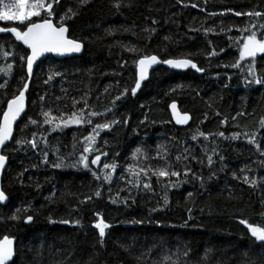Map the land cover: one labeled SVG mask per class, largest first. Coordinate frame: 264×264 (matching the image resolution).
Listing matches in <instances>:
<instances>
[{"label":"trees","instance_id":"trees-1","mask_svg":"<svg viewBox=\"0 0 264 264\" xmlns=\"http://www.w3.org/2000/svg\"><path fill=\"white\" fill-rule=\"evenodd\" d=\"M117 2L119 9L114 6ZM69 9L76 15L65 24L70 38L83 43L82 55L62 60L49 56L30 80L26 62L19 59L29 51L11 33H0V46L10 53L7 58L0 55V68L13 65L9 76L0 73V83L7 81V87L0 89L4 101L0 119L7 99L18 94L25 82L29 84L27 111L3 152L8 157L2 181L7 200L0 203V239L8 236L16 242L11 264H264V249L239 223L243 218L264 225V128L259 123L264 118V84H248L246 66H224L239 59L238 29L256 24L251 30L258 38L264 34L259 28L264 15H243L264 13V0H88L86 4L59 0L53 3V22L71 15ZM212 12L216 15H209ZM12 25L24 28L16 22H0V26ZM213 50L217 55H211ZM144 55L187 58L203 71L159 67L136 96L129 91L113 106L116 95L134 87V62ZM256 71L264 76V54L256 59ZM53 72L59 75L48 80ZM73 101L79 103L73 106ZM85 101L89 106L85 118L88 111L105 113L91 117L92 125L51 131L56 121L43 123L42 112L64 113L67 118L83 109ZM173 102L192 116L188 127L173 124L169 111ZM108 108L112 111L106 112ZM241 112L244 115H237ZM29 118L37 124H30ZM113 119L119 123L100 131L93 145L108 153L101 166L105 161L117 165L112 182L107 183L102 177L96 180L76 161L83 150L80 142L94 124ZM33 133L36 149L15 143L32 139ZM234 133L240 135L233 139ZM253 133L255 143H249ZM138 147L147 158L132 159ZM95 154L85 155L90 162ZM129 165L176 170L180 176L158 179L149 172L148 181L141 173L142 182L135 187L128 183L136 179L127 171ZM186 169H190L187 176ZM244 175L256 184L245 183ZM144 182L151 187L144 188ZM97 190L99 198L94 195ZM17 209L28 210L18 213ZM12 215L20 218L12 220ZM28 215L33 217L31 224L24 222ZM101 218L110 225L103 243L93 227ZM206 249L210 250L207 260Z\"/></svg>","mask_w":264,"mask_h":264},{"label":"snow or ice","instance_id":"snow-or-ice-1","mask_svg":"<svg viewBox=\"0 0 264 264\" xmlns=\"http://www.w3.org/2000/svg\"><path fill=\"white\" fill-rule=\"evenodd\" d=\"M88 0H81L82 4H86ZM53 3H59V0H52V2H47V0H0V22H16L20 25H23L24 28H19L17 26H0V33H11L13 37H15L16 41L21 42L26 49L30 50V53H25L24 55H20L19 59L22 62H26V69H27V78L28 80L31 79L33 75V65L40 60L41 57L45 56L46 53H53L60 56H64L66 54H72V53H80L84 47L83 43L76 39V38H70L68 36L69 28L65 24L66 19H71L73 16L76 15L75 12H71V9H69V12H71V15H68L67 13L63 16L59 17V20L57 23H53ZM117 9L120 7V3L117 2L114 5ZM192 7H197V5L193 4ZM43 14V15H42ZM209 15H216L215 12L209 13ZM234 15H242L240 12H234ZM243 15L247 16H255L260 17L264 15V13H261L260 11H254V12H247L243 13ZM33 17L39 18L37 20H33ZM155 23V21H153ZM256 24H252L250 27H245L243 29H238L242 33L239 40L236 41V43L239 45V59L236 60L235 63L231 65H224L225 67H232V68H240L241 67V61H244L246 58H250L251 62L246 65L247 67V75L251 77V79L246 80L248 84L255 83L257 85L264 84V76L257 75L256 71V56L258 53L264 54V34L261 35L260 38H258L257 31H252L251 29L256 28ZM260 29H264V24L259 25ZM231 30V29H229ZM243 33H249L248 35H243ZM229 39H233L232 37H229ZM243 41L241 44L240 41ZM127 51L136 52V49L133 48H127ZM223 51V49H221ZM0 55L7 58L10 53L5 51L3 49V46H0ZM211 55L215 56L217 55V52L213 50ZM136 64V78L134 80V87L131 89L125 87L122 92H120L118 95L115 96V98L112 100V105L115 106L116 101L121 100L123 97L127 96L129 91L131 92L132 96H136L137 91L141 88V84L144 80L148 79L149 70L152 68L153 65L156 64H166L172 69L176 70H186L189 67L192 69H195L197 72H202L203 69L199 68L196 63H194L192 60L187 58H178V59H165L161 60L156 55H144L143 57L139 58L134 62ZM13 65L9 63L7 65V68H0V73L4 74L5 76H9L11 74ZM54 75H59L58 72H53L49 75L48 80H51ZM47 83V81H45ZM227 86V85H225ZM7 87V81H4V83H0V89H5ZM29 84L25 82L23 84V89L18 91V94L13 95L11 99H7L6 101V110L2 111V119H0V150L4 148L6 143L13 138V125L17 121V119L21 116V113L25 111V92L28 90ZM43 99V97H41ZM4 101L0 100V103H3ZM76 103H79V101H73V106H75ZM89 106L87 102L85 101V107L83 109H80L79 111H73L70 115L65 118V114L61 113L59 116H54L51 113V110L42 112V116L44 117L43 123L52 125L54 121L56 123L51 128V131H57L62 130L63 128H67L71 125H81L83 123H87L89 125L93 124V120L91 117L96 116H102L105 115V113L97 112V111H88L87 117L85 118L84 112L85 109H87ZM172 109L173 117L176 120L177 124H186L188 123L190 117L187 114L181 115L177 111V105L176 103H172L170 105ZM112 108L106 109V112H111ZM237 115H244L243 112L237 113ZM235 120V117H233ZM226 122V121H225ZM29 123L32 125H36L37 121L35 119L29 118ZM119 123V121L111 120L104 123H95L92 131L87 135L84 136L83 140L80 142L83 144V150L82 153L79 156V159L76 161V165H82L85 169L91 172L92 176L96 180H101V177L103 178L104 182L111 183L112 182V176L116 172L117 165L115 162L109 163V162H103L101 166V158L102 156H107V152H102L99 148H93V145L96 143V139L100 134V131L104 129H110L113 124ZM127 123V121H125ZM260 126L261 128H264V118H261L260 120ZM201 136H204L205 139H207V136L201 132L199 133ZM219 136L223 137L224 133L220 132L218 133ZM240 133H234L233 139H235L237 136H239ZM245 136H248V133L244 134ZM255 133L252 134V137L249 138V143H255ZM46 142V138H42ZM193 139H196L195 136H193ZM15 143L17 145H23V144H30L32 149L37 148V140H36V134L33 133V138L30 140L25 139H19L16 140ZM259 145H257V148L259 149ZM73 148L75 149V144L73 145ZM95 152L94 158L91 159L89 162L88 155ZM261 155H264V150H261ZM138 156L145 157V153L141 150V148H136L134 152L132 153V159L137 160ZM45 160L44 162H47V152L44 153ZM163 159V157H160ZM8 157L4 154H0V170H2L5 166V163L7 161ZM177 160H180L181 157L177 156ZM184 159H187L185 156ZM223 159V157H221ZM209 164L212 163V157H208ZM91 165L97 166L99 168V171H96L90 167ZM73 165V166H76ZM55 167H60V164L54 165ZM108 170V171H106ZM127 171L134 177H136L135 181L129 180L128 183L133 184L135 187H139L141 184V173L145 178H147L148 181L151 180V176H149V172H151L152 176H156L158 179L160 177L167 178L169 176L172 177H179L180 172L176 170L168 171L165 168H160L157 170H153L151 168H144L139 167L134 168L132 165H129ZM190 169H186L184 172V175L187 176L189 174ZM243 171V169L241 170ZM233 177H235V173L233 174ZM243 181L245 183H249L250 186H254L256 184V180H249V177L247 175L243 176ZM175 187L176 185H172ZM143 187L148 189L151 187V184L149 182H144ZM94 195L99 198L101 196V192L97 190ZM189 196L192 195L191 192L188 193ZM88 200L91 199V197L87 198ZM7 200V196L5 192L0 189V203H3ZM117 200L113 199L112 203H116ZM126 203V200H125ZM165 204H167V198H165ZM28 209H17L16 211L19 213L21 211H27ZM190 211V210H189ZM97 216L100 214L97 213ZM261 216L264 217V213H261ZM20 217L18 215H12V220H18ZM191 218V217H190ZM33 217L31 215H28L24 222L30 223L32 221ZM55 222V221H50ZM64 224H69L71 221L69 220H62L60 221ZM77 224H79V221H76ZM132 223H140V221H132ZM239 223L244 225L245 228L248 230V232L251 234V237H254V243L259 242V247L261 249H264V225H258V224H251L247 219H240ZM94 228H96L99 232L100 242L103 243V238L105 237V230L110 227L108 223H106L102 218L99 219L98 222H96L93 225ZM209 252L210 250L206 249L204 258L207 260L209 258ZM15 255V249H14V240L12 238H9L8 236H4L2 239H0V264H9L10 261H12L13 257ZM185 255H187V252H185ZM170 264H178V261H170Z\"/></svg>","mask_w":264,"mask_h":264},{"label":"water","instance_id":"water-1","mask_svg":"<svg viewBox=\"0 0 264 264\" xmlns=\"http://www.w3.org/2000/svg\"><path fill=\"white\" fill-rule=\"evenodd\" d=\"M53 23H54V22H53ZM68 36L70 37L69 32H68ZM27 50H28L29 53H30V50H29V49H27ZM82 53H83V49H82V51H81L80 53L66 54V55H64V56H60V55L53 54V53H46L45 56L41 57L40 60H38V61L33 65V74H34L35 69H36V67L38 66V64H39L41 61H44V60H45L47 57H49V56H52V57H54L55 59H58V60H62V59H69V58H72V57H78V56H81ZM260 55H261V54L258 53V54H257V57L260 56ZM159 59H160V58H159ZM159 67H169V66L166 65V64H162V63H161V64L153 65L152 68L149 70L148 79L144 80V81L142 82V84L145 83V82H147V81L149 80V78H150L151 73H152L154 70H156L157 68H159ZM188 69H190V67H189ZM188 69H186V70H188ZM186 70H181V71H186ZM32 76H33V75H32ZM25 97H26V96H25ZM173 103H176V102H173ZM171 104H172V103H171ZM171 104H170V105H171ZM170 105H169V111H170V114H171V118H172V122H173V124H174L175 126L179 127V128H186V127H188V126L191 124V122H192V116H191L190 114H188V113H184V112H182L181 109H180V107H179V105H178V103H176V105H177V111H178L181 115L187 114V115H189V117H190L188 123H186V124H177L175 118L173 117L172 109H171ZM5 110H6V109H5ZM26 111H27V97H26V101H25V111H24L23 113H21V116L17 119V121H16L15 124L13 125V138H14V136H15L16 128H17V126L19 125V123L21 122V120H22L23 116L25 115ZM13 138H12V140H13ZM12 140H10V141H8V142L6 143V145L4 146V148H3L2 150H0V154H3L4 149H5V148H6V147L12 142ZM7 167H8V160L6 161L4 168H3L2 170H0V189H2L3 176H4V173H5L6 169H7ZM31 223H32V221H31L30 223H26V224H31ZM13 240H14V239H13ZM14 249H15V254H16V242H15V240H14ZM14 258H15V255H14L12 261L9 262V264H11V263L13 262Z\"/></svg>","mask_w":264,"mask_h":264},{"label":"rangeland","instance_id":"rangeland-1","mask_svg":"<svg viewBox=\"0 0 264 264\" xmlns=\"http://www.w3.org/2000/svg\"><path fill=\"white\" fill-rule=\"evenodd\" d=\"M248 35V34H247ZM243 43V41H241V44ZM248 58H246L244 61H241V67H244V66H246V65H248L249 63H250V61L248 62V60H247ZM240 67V68H241Z\"/></svg>","mask_w":264,"mask_h":264},{"label":"flooded vegetation","instance_id":"flooded-vegetation-1","mask_svg":"<svg viewBox=\"0 0 264 264\" xmlns=\"http://www.w3.org/2000/svg\"><path fill=\"white\" fill-rule=\"evenodd\" d=\"M258 57L256 56V59H257ZM249 59V60H248ZM247 60H248V62L250 61L251 62V60H250V58H248Z\"/></svg>","mask_w":264,"mask_h":264}]
</instances>
